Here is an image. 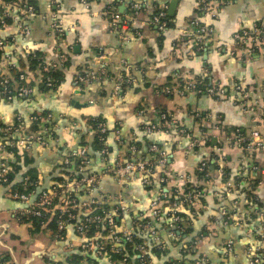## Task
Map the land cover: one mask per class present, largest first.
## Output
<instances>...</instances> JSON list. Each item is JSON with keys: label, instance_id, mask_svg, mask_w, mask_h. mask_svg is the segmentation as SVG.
<instances>
[{"label": "crops", "instance_id": "obj_1", "mask_svg": "<svg viewBox=\"0 0 264 264\" xmlns=\"http://www.w3.org/2000/svg\"><path fill=\"white\" fill-rule=\"evenodd\" d=\"M25 1L35 4L33 15L24 21L30 35H20L8 19L0 30V38L7 42L4 51L11 54L17 68L20 61L26 63L28 55L39 51L45 67L61 71L63 80L55 89L42 92L39 70H24L34 83L33 94L10 100L0 95V122L6 125L18 117L25 133L52 136L46 148L34 143L29 149H17L19 155L33 158L31 167L37 170L40 188L49 189L59 181L56 168L68 153L80 148H85L92 162L90 169L101 172L103 165L92 146L96 134L90 124L99 118L107 128L109 160L117 154L127 156L126 148L114 142L115 129L125 144L140 142L139 153L146 158L148 144L157 145L167 156L166 164L153 170V188L133 179L123 189L129 206L143 211L144 219L151 221L153 190L171 191L189 184L202 192L192 210L179 207L185 217L181 237L173 239L160 230L167 254L160 260L151 256L150 264L190 263L197 256L207 257L211 264H247L245 252L258 246L264 226V139L261 148L246 142L253 130H264V113L257 105L264 103V46L248 58L230 52L237 32L264 20V0H225L215 17L204 16L198 0H54V5L51 0ZM131 3L143 7L136 17V29L123 41L122 30L110 26L109 13L130 16ZM160 8L172 24L162 32L148 24ZM51 14L56 15L62 34L51 28ZM194 20L211 29L204 43L196 42ZM89 72L103 74L90 83L75 84L78 75ZM122 76H131L132 85L115 96L114 79ZM203 78L223 94L185 91L179 95L165 90ZM237 86L243 93L238 94ZM38 114L50 116L40 125L42 131L31 121ZM160 114L175 125L146 134L142 127L160 125ZM179 130L199 144L189 148L190 140ZM12 155L0 151V163L8 164ZM201 163L207 168L203 176H199ZM21 179L16 177V181ZM100 185L102 190L95 196L118 193L108 175ZM11 187L0 185V261L5 259L1 264H67L75 256L67 249L77 240L73 228L67 227L59 240L48 224L37 226L25 219L20 214L22 206L8 196ZM128 221L121 220V225ZM184 228L190 230L188 237ZM228 241L232 242L231 253L224 247Z\"/></svg>", "mask_w": 264, "mask_h": 264}, {"label": "built area", "instance_id": "obj_2", "mask_svg": "<svg viewBox=\"0 0 264 264\" xmlns=\"http://www.w3.org/2000/svg\"><path fill=\"white\" fill-rule=\"evenodd\" d=\"M225 0H198V10L207 17H215L220 6ZM55 1L51 0L54 5ZM131 15L121 17L118 13H109L110 26L115 30H122V40L128 41L131 32L136 29L137 15L142 11V3H131ZM35 8L25 0H0V30L6 26L8 19H11L20 35H30L29 28L24 21L30 15H33ZM51 28L58 34L63 33V29L56 20V15L51 14ZM148 24L156 31L162 32L167 28V15L164 8L156 9L154 15L150 18ZM193 26L196 34V42L204 43L211 29L203 23L194 20ZM144 25V23H140ZM137 34V32H135ZM234 49L230 52L232 56L248 58L255 50H260L264 46V20L253 25L250 30H241L233 36ZM7 42L0 38V95L6 100L13 97L19 99L30 98L33 89L28 82L31 78L25 74L19 76V81L12 83L11 70L17 68L12 61L10 53L4 51ZM206 72V70H204ZM103 72L84 73L75 78L76 85H83L98 80ZM41 81V80H40ZM131 76L117 77L113 82V95L118 96L126 88L132 85ZM50 81L47 82L49 86ZM166 92H172L182 95L185 91H196L210 96L222 95V89H216L202 80L193 82H183L175 89H167ZM235 90L238 94L243 93L240 86ZM246 104V103H244ZM260 105L264 113V103ZM249 110L252 111V108ZM49 115H39L31 118L32 123H38L37 128L42 131L40 125L49 121ZM264 118V116H263ZM160 125L151 124L142 127L146 134H152L159 131H167L175 121L170 120L166 114H160ZM94 128L96 139L101 147L98 149L99 160L103 165L101 172L90 169L91 160L86 154L85 148L77 149L68 153L63 165L68 166L69 173L55 182L49 189H41L38 181L34 184H25L24 189L27 192H18L9 188L8 196L18 202L22 209L20 214L25 219L42 220L40 225L46 226L51 221L56 223L58 233H62L67 227H72L77 237L75 242H70L67 249L72 253L68 258L67 264H150L149 257L151 249L167 251V246L160 236V230L166 232L168 237L178 239L183 232L181 225L179 207L177 200L182 203H188L191 206L202 192L198 188H176L171 191H164L162 188L154 191V196L150 203L149 213L151 221L144 219V212H137L129 206L128 199L123 189L126 183L131 180H137L143 187H152L151 175L155 166H164L167 162V156L164 151L155 144L147 145V158L141 155L135 144L124 143L120 132L115 129L112 136L114 142L121 147L126 148L131 155L129 157L116 155L113 160H109L110 153L107 145L108 133L105 124L102 121L91 125ZM264 128V125H263ZM21 120L17 117L14 121L3 125L0 128V151L10 149L24 148L29 149L34 143L40 147L46 148L51 135L43 136L37 133H25ZM182 136L187 137L189 148L196 147L200 141L191 139L183 130H179ZM45 134V133H44ZM48 138V139H47ZM264 130H253L247 143L261 148L263 146ZM151 157V158H150ZM150 158V159H149ZM73 160L76 161L75 165ZM8 165L5 162L0 163V185L9 186L7 173ZM205 163H201L199 171H204ZM104 175L110 176L118 188V193L114 197L95 196L100 193L101 179ZM153 188V187H152ZM173 199L171 202L170 200ZM128 219V225H121V220ZM179 224V225H178ZM181 225V226H180ZM161 227V229H159ZM58 234L56 238L59 240ZM264 226L261 227L258 246L255 249L248 248L245 252L247 264H264ZM132 255L123 254L126 248ZM191 247V246H187ZM226 251L231 253L232 242L228 241L224 245ZM224 249V250H225ZM109 254L118 255V261L112 260ZM136 260H135V257ZM171 264H211L207 257L197 256L190 263L183 261L168 260Z\"/></svg>", "mask_w": 264, "mask_h": 264}, {"label": "trees", "instance_id": "obj_3", "mask_svg": "<svg viewBox=\"0 0 264 264\" xmlns=\"http://www.w3.org/2000/svg\"><path fill=\"white\" fill-rule=\"evenodd\" d=\"M26 2L31 4V5H33V7L35 8L34 2H31V1H26ZM169 20H170L169 17H167V27H170L172 25L171 21H169ZM0 56H1V51H0ZM24 70H26V72H32V73H35L36 70H39V72L41 74V81L39 82L38 88L42 92H46V91L55 89L56 86L59 85L60 82L63 80V74H62L61 71H59L58 69H52V68H46L45 67L44 59L41 56V53L39 51L38 52L36 51V52L28 55V57L26 58V63H23L22 61H20L19 68H15V69L11 70V80L10 81L12 83H15V82L19 81L18 78H19L20 75L23 74ZM201 80L205 84L208 81L206 78H203ZM48 81H50L49 86L46 85ZM19 84H23V83L19 81ZM33 84H34L33 82H28L27 83V85H29L30 87L33 86ZM40 115H42V114H40ZM36 116H39V114L36 115ZM98 121H101V120L99 118H96V120L92 119L90 121V124L94 125L95 122H98ZM2 125L3 124L0 122V128L2 127ZM33 129H36V127L33 126ZM131 144H135L136 145L138 152L141 151V146L142 145H140L141 144L140 142L137 143V142L131 141V142H129V145H131ZM92 146H93L94 151H98V149H100V147H101L100 143L98 142V140L96 138L93 139ZM8 151H9V153L13 154L12 155L13 156V160H11L7 164L8 168H9L8 169V173H7L9 186L10 185L13 186V187H11L12 190H16L18 192H24L25 191V189L23 187L24 183L27 184V185L28 184L31 185V184H34L35 182H37V176H38L37 170L35 168L31 167V165L33 163V158H31L26 153L19 155L17 153V149L16 148L10 149ZM129 156H131V155L127 152V157H129ZM144 158H146L145 154H144ZM73 161H74L73 164L75 165L76 161L78 163L79 160H76V161L73 160ZM67 167L68 166L62 165V166H60V168L59 167L56 168L57 171L61 175L59 177L60 179L69 173V169H66ZM205 171L207 172V168H205L204 171L201 172V174L199 173V176H203L205 174ZM18 175L20 177H22V179L20 181H16V177ZM185 188L188 190L189 188H192V187L188 184ZM25 192H27V189H26ZM170 201L172 202L173 199H171ZM177 203H178V205H180V207L182 205L183 207H185L187 209L191 208V210H192L193 206L189 205L188 203H182L181 204V200L180 199L177 200ZM178 214L180 215V218L184 217L180 210H179ZM31 220H33L37 226L42 221V220H37V219H31ZM189 224H190V222H189ZM48 225L51 226L53 231H55L56 235L57 234L59 236L62 235V233H60V232L58 233V230H57V227H56V223L54 221H51L50 223H48ZM184 230H185L184 233H183L184 236L188 237L190 230L189 229H185V228H184ZM151 250L152 251L149 252L150 253L149 257L150 258H151V256H154L156 258H159V260H160V257H162L161 259H164L165 258L164 256L167 254V251H160V250H157V249H154V248H152ZM262 251H263V254H264V249ZM125 253H127L130 256L132 255V253L129 251L128 247L126 248V250L123 251V254H125ZM109 255H110V258L112 260L118 261L120 259V257L118 255H113V254H109ZM135 260H136V257H135ZM4 261H5V259L3 261L1 260L0 264L3 263ZM163 264H171V263L166 261Z\"/></svg>", "mask_w": 264, "mask_h": 264}, {"label": "water", "instance_id": "obj_4", "mask_svg": "<svg viewBox=\"0 0 264 264\" xmlns=\"http://www.w3.org/2000/svg\"><path fill=\"white\" fill-rule=\"evenodd\" d=\"M172 9H173V3H171V5H170L169 15H171Z\"/></svg>", "mask_w": 264, "mask_h": 264}]
</instances>
